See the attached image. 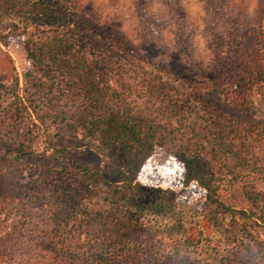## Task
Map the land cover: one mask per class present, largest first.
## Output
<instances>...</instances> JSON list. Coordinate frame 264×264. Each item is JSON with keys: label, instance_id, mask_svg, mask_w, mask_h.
Wrapping results in <instances>:
<instances>
[{"label": "rangeland", "instance_id": "374dc122", "mask_svg": "<svg viewBox=\"0 0 264 264\" xmlns=\"http://www.w3.org/2000/svg\"><path fill=\"white\" fill-rule=\"evenodd\" d=\"M67 3L71 25L97 23L114 32L121 46L138 50L119 65L107 56H98L97 66L104 79L121 90L126 101L164 135L160 167L148 166L150 182L181 194L186 189L182 184L184 165L175 152L186 151L196 155L201 171L215 173L236 194L243 186L264 192V145L255 148L251 167L240 169L216 137L220 130L217 118L231 120L226 130L252 117L264 121V98L255 96L249 112L242 114L212 88L210 33L203 0ZM38 30L17 19L0 20V39L5 40L1 47L13 61L0 63V264H93L87 256L89 248L113 229L106 222L103 180H90V175L98 170L114 181L117 176L112 165L121 163L124 155L119 145L88 147L77 132L60 131L52 122L59 109L40 100H35V108L24 118L16 117L14 108H8V94L1 85H9L17 73L24 95L22 71L28 65L30 40ZM141 50L149 59L140 54ZM143 79L155 84L156 91L147 89ZM28 88V94L36 98L37 92L30 84ZM199 94L210 103L208 106L197 100ZM31 134L36 137L32 144L35 155L22 159L5 151L2 139L27 143ZM53 143L57 147L67 145L68 150L55 158ZM117 213L121 215L119 210ZM135 216L133 225L125 230L130 232L127 248L138 247V251L130 248L123 260L115 262L173 264L156 262V257L179 240L168 230L170 219Z\"/></svg>", "mask_w": 264, "mask_h": 264}, {"label": "trees", "instance_id": "16d2710c", "mask_svg": "<svg viewBox=\"0 0 264 264\" xmlns=\"http://www.w3.org/2000/svg\"><path fill=\"white\" fill-rule=\"evenodd\" d=\"M203 1L212 54L211 86L234 110L247 114L255 96L264 98V0ZM70 13L67 0H0V20L17 19L39 28V34L30 40L28 65L22 71L24 95L17 73L9 85L1 86L16 117L29 116L35 100H40L59 109L52 122L60 131L77 132L88 147H121L124 159L112 165L117 176L114 181L98 170L90 175V180H103L106 222L113 229L89 248L92 263L118 264L115 260H123L130 248L138 251V247L127 248L130 232L125 228L133 225L135 215L137 219L155 215L170 219L168 230L179 239L156 257L158 263L264 264V192L243 186L236 194L215 173L201 171L196 155L186 151L175 152L184 165L182 184L186 189L181 194L150 182V167H160L164 135L126 101L121 90L104 79L97 66L98 56H107L119 65L138 50L121 46L114 32L97 23L71 25ZM68 25L67 32L63 31ZM2 43L4 39H0V63L11 64ZM139 52L149 59L146 51ZM142 83L156 91L152 82L143 79ZM29 84L37 92L36 98L28 94ZM196 98L205 106L210 104L200 94ZM216 121L220 146L237 167H251L255 148L264 145V121L252 117L228 130L225 126L231 120ZM27 140L2 139V144L8 154L24 159L36 154L32 148L36 137L31 134ZM52 150L58 158L68 146L53 143Z\"/></svg>", "mask_w": 264, "mask_h": 264}]
</instances>
